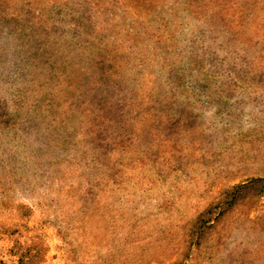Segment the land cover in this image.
Segmentation results:
<instances>
[{"label": "rangeland", "instance_id": "obj_1", "mask_svg": "<svg viewBox=\"0 0 264 264\" xmlns=\"http://www.w3.org/2000/svg\"><path fill=\"white\" fill-rule=\"evenodd\" d=\"M52 3L0 0V24L5 11L26 14L23 28L7 18L0 26V205L3 157L15 164L38 145L55 153L64 145L76 163L95 157L88 173L117 191L113 213L101 209L93 226L111 240L127 236L120 250L132 252L129 264H264L258 192L210 232L212 262L199 250L186 260L181 232L226 191L264 180V0H116L115 9L93 0L86 35L82 19ZM133 15L171 45L114 29ZM15 190L49 246L48 264H63L55 210ZM120 215L127 225L107 227ZM16 221L0 206V264L23 255L18 239H3Z\"/></svg>", "mask_w": 264, "mask_h": 264}, {"label": "trees", "instance_id": "obj_2", "mask_svg": "<svg viewBox=\"0 0 264 264\" xmlns=\"http://www.w3.org/2000/svg\"><path fill=\"white\" fill-rule=\"evenodd\" d=\"M52 8L68 7L70 9V19L73 22L82 19L83 35L90 34V27L94 19L90 16V4L92 8L93 0H57V4L52 0ZM106 4L100 0L99 6L115 9L116 0H105ZM115 2V4H113ZM122 9V8H120ZM106 11V10H105ZM104 11V12H105ZM107 12V11H106ZM29 13V12H27ZM109 13V12H107ZM7 16L2 19V23L12 22L15 28H23V22L26 14L24 11L12 13L5 11ZM60 16V13L57 14ZM35 14H29L28 19L34 18ZM105 19L108 20L106 17ZM140 17L133 15L126 20L120 18L117 23L121 34H127L130 38H139L146 41L147 45L151 38L157 45L163 43L170 46L168 34H162L159 38L151 35V31L145 25H140ZM112 23V22H111ZM111 25V24H110ZM109 25V27H110ZM109 34L113 36V31ZM81 36V35H80ZM125 38V37H124ZM113 39H115L113 37ZM127 39V38H125ZM173 49V47H172ZM136 58L142 60L145 56L140 51L135 52ZM2 52H0V55ZM107 59L102 56V61ZM2 61V56L0 62ZM144 62V61H142ZM16 129L15 127L13 130ZM3 134V130H2ZM28 137L30 134L27 135ZM40 139L35 143H41ZM38 152H23V160L15 159V164H10L6 157L2 159V196L4 190L8 193L2 197V214L14 213L17 218L16 224L4 230L3 239H18L23 245V255L18 264H48L50 249L43 237L40 235L41 229L33 221V212L26 207L18 197L23 195L24 191L16 194V188L31 190L39 196L44 203L55 210V221L53 227L56 229L58 238L66 246V253L61 262L63 264H129L132 261V252L120 250L127 236L121 239L119 232L114 233V239L111 240L108 233L97 232L94 223L101 209L106 208L107 212L113 213V207H109L112 200L117 201V191L111 187L101 185L94 174L88 172L97 164L96 158H86L75 162L76 156L69 155L68 148L62 145V152L55 153L54 149L46 146H37ZM99 160V159H97ZM92 176L90 179H88ZM89 180L90 186H85L84 182ZM9 192H15V196H9ZM249 192H258L260 196L264 195V180H252L245 186H237L224 193V199L218 200L204 210L198 217L191 219L182 225L183 240L187 243L184 252L185 259H189L191 253L195 250L205 251L207 259L212 262L213 254L206 245L209 234L214 230L215 225L225 218L238 204V199L244 197ZM115 193V194H114ZM17 197V198H16ZM127 216L120 215L113 222H106L107 227L127 225ZM89 228L93 232L91 235L85 233ZM2 234V231L1 233ZM117 243V244H116ZM112 247V248H111ZM144 250L141 249L138 254L142 255Z\"/></svg>", "mask_w": 264, "mask_h": 264}]
</instances>
